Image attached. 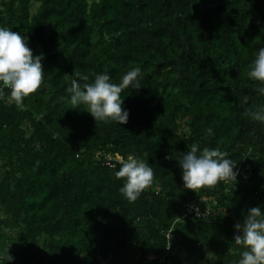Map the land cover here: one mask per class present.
<instances>
[{
  "label": "trees",
  "instance_id": "1",
  "mask_svg": "<svg viewBox=\"0 0 264 264\" xmlns=\"http://www.w3.org/2000/svg\"><path fill=\"white\" fill-rule=\"evenodd\" d=\"M0 27L27 36L44 69L22 107L0 100V264H238L234 225L264 213V123L245 114L264 106L247 76L264 0H0ZM134 67L126 124L72 109L75 73L118 84ZM192 143L227 152L236 182L185 188L177 156ZM117 154L154 170L131 203Z\"/></svg>",
  "mask_w": 264,
  "mask_h": 264
},
{
  "label": "clouds",
  "instance_id": "2",
  "mask_svg": "<svg viewBox=\"0 0 264 264\" xmlns=\"http://www.w3.org/2000/svg\"><path fill=\"white\" fill-rule=\"evenodd\" d=\"M42 58V55L33 54V50L28 46L27 36L7 27H0V100L14 103L18 108L22 107L24 99L34 94L44 83ZM75 75L77 78L71 80V86L67 89L71 93L72 109H77L83 104L97 123H127L129 112L122 108L121 93L129 87H141L138 78L142 73L139 67L127 71L118 84L111 82L107 73L93 74L92 82H89L88 75L79 72ZM247 76L264 84V47L259 49ZM80 81L84 83L81 84ZM5 88L10 90L8 94L5 93ZM257 91L264 95V87H259ZM242 103H248L247 96L243 98ZM245 114L264 123V106L254 110L248 108ZM207 132L212 134V129H207ZM188 147L187 152L177 156L185 188L197 192L205 187L215 188L220 182H236V162L226 158L227 152L208 147L201 151L197 143ZM119 164L120 168L115 172V177L125 180L119 191L130 203L134 202L144 190L153 185L154 170L148 162L131 154L126 160L121 159ZM234 228L235 244L245 249L240 254L238 264H264V213L261 208H249L243 221L237 222ZM10 259L12 257L8 256V260Z\"/></svg>",
  "mask_w": 264,
  "mask_h": 264
},
{
  "label": "built area",
  "instance_id": "3",
  "mask_svg": "<svg viewBox=\"0 0 264 264\" xmlns=\"http://www.w3.org/2000/svg\"><path fill=\"white\" fill-rule=\"evenodd\" d=\"M116 160H121V156L119 154L116 155ZM205 200V198H204ZM187 213L193 214L196 217H200L203 215H208L211 212V209L208 205H200V204H189L186 206Z\"/></svg>",
  "mask_w": 264,
  "mask_h": 264
}]
</instances>
